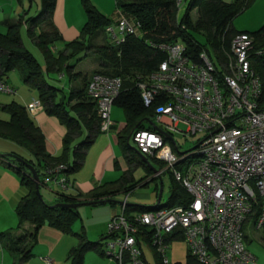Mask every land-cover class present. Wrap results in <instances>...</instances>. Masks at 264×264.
Returning <instances> with one entry per match:
<instances>
[{"label":"built area","instance_id":"1","mask_svg":"<svg viewBox=\"0 0 264 264\" xmlns=\"http://www.w3.org/2000/svg\"><path fill=\"white\" fill-rule=\"evenodd\" d=\"M140 33V23L120 10L105 27L108 41L116 45ZM252 41L246 32L235 34L226 60L214 64L205 50L192 60L181 43L152 44L165 59L152 72L138 76L136 86L145 106L160 100L151 120L172 139L155 129H138L132 135L134 148L162 162L191 200L131 219L123 214V206L114 212L103 247L114 264H147L144 246L169 264L167 238L176 233L182 234L187 251L200 264H256L243 232L251 223L250 228L264 234V107L261 81L249 60ZM121 84L120 77L98 72L87 81L86 93L97 103L101 132L110 133L116 126L110 113ZM16 92L0 78V94ZM38 106L34 101L27 108ZM174 134L200 137L181 150ZM65 168H46L40 184L67 192L72 183L62 172ZM139 225L152 229L149 242L139 234ZM42 259L53 264L49 257Z\"/></svg>","mask_w":264,"mask_h":264},{"label":"trees","instance_id":"2","mask_svg":"<svg viewBox=\"0 0 264 264\" xmlns=\"http://www.w3.org/2000/svg\"><path fill=\"white\" fill-rule=\"evenodd\" d=\"M80 1L86 19L78 36L72 40L65 41L53 22L56 0H41V10L35 16H28L25 12L23 16H19L14 21H7L6 32L0 33V78H4L10 70H16L21 80L36 90L45 113L54 116L66 127L59 154L51 155L46 151L41 130L29 116L26 107L15 101L1 106V109L8 113L9 118L8 120L0 119V135L13 140L29 153L28 158L15 154L35 168L40 182L44 177V170L58 164L66 166L62 172L68 176L78 171L83 164L87 149L96 135L101 133L100 116L96 101L86 93L88 77L81 76V72H73L75 65L70 63V60L74 58L79 60L82 58V56L79 57L81 53H84L85 57L89 50L93 51L97 56L98 68L92 73L98 72L122 79L121 90L114 104L122 108L125 117L124 126L116 133V136L127 169L118 179L96 185L85 195H71L56 190L57 199L54 203L90 200L99 201L98 204L108 203L112 207L121 208L123 206V214L128 219H131L134 214L159 207L188 204L191 200L190 195L175 180L169 170H166L169 174L168 198L162 206L160 202L154 206H147L127 201L121 205L112 201H104L115 199L119 194L131 193L148 176L150 179L144 181L142 185L158 179V175L152 176L154 172L144 163L139 151L130 146V139L136 130L153 129L148 125L149 123L144 122L151 120L155 107L161 103L157 100L151 106H145L136 82L139 80L138 76L152 72L165 59V53L152 45L160 42L183 44L185 55L192 60H198L202 50L208 53L213 64L217 60H226L225 53L230 51L233 35L240 32L234 29L232 20L249 7L253 0H231L229 2L189 0L180 18L177 17L176 0H114L115 10L112 17L101 13L91 0ZM116 10H120L141 25L140 35L127 36L124 42L118 45L108 41L105 35V27L113 22ZM193 10L197 15L195 19L192 18ZM22 24L26 25L28 36L41 50L44 58L43 65L23 45L19 32ZM243 32L248 33L253 39L248 54L251 66L261 81V104L264 107V24L255 31ZM195 34L201 36L204 43ZM101 35L106 38V41L98 44L95 40ZM56 42L63 43L62 49L57 52L52 48ZM207 48H211L212 52ZM64 69L71 80L81 77V85L72 88L67 96L57 100V93L61 89L48 81L47 74L50 72L64 73ZM84 131L86 135L82 141L73 145L74 138L82 135ZM147 158L151 163L156 162L160 168H163L162 162L149 156ZM0 163L12 167L19 176L20 184L27 189V193L14 207L18 221L16 228L0 231V244L14 257V260L25 262L32 257L33 245L31 243H36L38 231L43 225L65 234L73 233L76 236V245L71 247L66 255L69 264H83L84 256L88 251H94L99 256H106L103 245L109 236L108 233L97 241H90L84 228L81 232H72V224L80 216L78 208L51 206L54 203L49 204L39 198L35 193L34 179L23 162H16L11 157L0 155ZM138 165L145 168L146 175L135 180L132 172ZM159 175L161 177L162 173ZM155 191L157 196V183H155ZM251 217L253 218L249 215V218ZM26 222L31 225L30 229L22 228ZM138 229L139 234L146 242H149L152 229L140 225ZM18 230L20 232L17 233ZM176 238L183 239V236L176 233L169 236L167 240L170 242ZM152 254L156 264H164L157 252L152 251ZM187 264L200 263L187 251Z\"/></svg>","mask_w":264,"mask_h":264},{"label":"rangeland","instance_id":"3","mask_svg":"<svg viewBox=\"0 0 264 264\" xmlns=\"http://www.w3.org/2000/svg\"><path fill=\"white\" fill-rule=\"evenodd\" d=\"M91 1L101 13H103L108 17L113 16L115 10L114 0H91ZM188 1L189 0H181V2L179 3L177 9L178 18H180L184 14ZM224 1L229 2L231 0H224ZM41 7H42L41 0H0V33L2 34L6 32L7 21H14L19 16H23L25 12L26 15L28 16H35L41 10ZM66 13L67 16H71L73 21L76 22L77 26L80 27L81 29L86 19L84 10L81 6V1L67 0ZM196 16H197L196 11L193 10L192 18L195 19ZM263 24H264V0H253V2L250 4L249 7H247L244 11L239 13L237 16H235L232 20V26L234 27V29L240 32L255 31ZM19 32L21 35L23 45L35 56V58L39 61V63L43 65L44 58L42 52L35 45L33 40L28 36L26 31V25L22 24L20 26ZM196 36L200 41L204 43V39L201 36L198 35ZM105 41L106 38L102 35L95 40V42L98 44H102ZM62 47H63V43L61 42H56L52 46L53 50L56 52L58 50H61ZM207 49H209V51L212 52L211 48H207ZM83 55L84 53H81L79 55V57L82 56V58L79 60H77L76 58L71 59L70 63H73L75 65L72 70L73 72H81L83 75L86 74V76L88 77L87 79H89L92 74V72L90 71L94 68L95 69L98 68L97 56L94 54L93 51L90 50L86 53L85 57ZM64 71L65 72L62 74H59L57 72H51L47 74L48 81L51 84L61 89L57 93V98H56L57 100L61 99V97L63 96H67L68 92L72 88H77L80 87L81 85V78L78 77L76 79L71 80L68 76L67 71L65 69ZM6 76L8 78V81L11 84H13L16 88L23 90V92L29 90V92L33 93L34 95L37 94L35 89H32V87L28 88L26 83L21 80L16 70L14 69L10 70L9 72H7ZM12 99L14 98H12L11 95L2 94V93L0 94V104L8 103L12 101ZM17 100L21 101L19 99ZM112 107L114 110H116L117 114L116 116L111 114L112 117L111 119L114 120L116 127L121 126L122 124H124V120H125L122 108L116 104H114ZM8 118H9L8 113L0 109V119L7 120ZM144 123L148 124V122L146 121ZM102 133H106V132H102ZM199 137L200 134H197L195 136H190L188 138H185L179 134H174L175 140L181 145V150H186L191 148L197 142ZM130 146L131 147L135 146L132 137L130 139ZM15 153L24 156L26 158L29 157V153L23 147H21L13 140L0 135V155H6V154L17 155ZM118 156H120L119 153ZM151 164L158 171L162 173L161 180L163 184V189L160 199V205L162 206L166 203L168 198L169 174L166 171V169H164V166L163 168H160V166L156 162H153ZM3 167L4 166H2L1 163L0 164V220L3 214L6 213L5 208L7 203L4 197V194L6 193L4 192V187L6 185V182L3 180L1 175L2 170H4ZM8 170L14 173V171L11 168H8ZM115 174H116L115 176L116 178L118 177L120 172L115 171ZM145 175H146V170L143 166L138 165L137 167L134 168L133 176L136 180L143 178ZM149 178L150 176L146 177L145 180H148ZM155 183L159 185V180L156 179V181H149L148 184L146 185H138L133 189L131 193L127 195L124 194L117 195L115 200L118 201L125 200L128 203L154 206L157 201ZM140 184H142V182ZM43 195L44 198L47 199L44 193ZM111 209L112 208L108 203H100L97 205H82L78 207L80 216L73 222L71 227L72 232H81V230L84 228L87 238L90 241L99 240L101 238V235L105 236L108 232L107 222L105 220V217L108 216L107 213L110 212ZM116 211H119V207L116 208ZM110 218L108 219V221L110 220ZM250 226L251 223H248L245 225L243 229L244 235L246 236L245 241L249 240L247 246L251 250V253L256 258L260 259L259 264H264V241L262 239L264 234L261 231H254L252 228H250ZM66 235H68V238H73L75 240V244L77 243V238L75 235H73V233H67ZM31 244L34 246L33 248H31L32 257L29 260L22 263H20V261L18 260L17 264H45L43 260H41V257L45 256V254H43L44 244L40 242H36V243L33 242ZM144 252H145L147 264H156L152 251L148 249L146 246H144ZM165 253H166L165 255L168 258L169 264H174V263L187 264V248L182 238H176L170 241ZM5 254L8 258L7 259L8 263L7 260H3L2 264H12V260L14 257H11V255L7 252ZM89 255L95 256L94 251L86 252L83 264H95V262L88 259ZM18 256L20 257L19 253ZM49 258L51 259V257ZM63 259H67L66 255L63 256ZM105 259L107 260L106 257Z\"/></svg>","mask_w":264,"mask_h":264},{"label":"crops","instance_id":"4","mask_svg":"<svg viewBox=\"0 0 264 264\" xmlns=\"http://www.w3.org/2000/svg\"><path fill=\"white\" fill-rule=\"evenodd\" d=\"M66 12H67V0H56L55 10L53 13V22L56 28L58 29V31L61 33L63 39L65 41H69L78 36L80 27L77 26V23L73 21L71 16L66 15L67 14ZM94 70L95 68L92 69L90 72H93ZM59 74H62V72ZM81 76H83L82 73ZM4 79L8 81L7 76H4ZM8 83L10 82L8 81ZM27 86L28 88L30 87L29 85ZM16 90H17L16 94L11 95V97L14 98L12 99V101L16 100L15 102L20 103L21 105L26 107L29 116L39 127V129L41 130L44 136V144L46 151L51 155L59 154L62 147L63 137L66 134V127L63 124H61L57 120V118L45 113L42 105L40 107H36L33 109L27 108V105L29 103L34 101H39L37 94L34 95L33 93L29 92V90L25 92H23V90L18 88H16ZM17 99L21 101H18ZM2 105L3 104H0V109ZM111 114H113L114 116H116L117 114L116 110H114L113 107L111 108L110 118H112ZM112 121L114 122V120ZM123 126L124 124H122L121 126H117L116 128H113L112 132L110 133L101 132L98 133V135H96L93 143L89 146V148L86 151V155L82 166L78 171L70 174L69 178L71 179L72 184L70 189L67 191V193H70L71 195H85L89 193L92 190V188H94L96 185L106 182H111L118 179L123 173V171L127 169V164L119 149L117 136H116V133L120 131ZM85 135H86V131H84L82 135L76 136L74 138L73 145L82 141ZM118 153L120 154L121 157L118 156ZM2 166H4L3 167L4 170H2L1 175L3 180L6 182V185L4 187V192L6 193L4 194V197L7 203L5 208L6 213L3 214L0 220V231L16 228L18 221L14 212V207L17 204V202L20 200V198L27 193V189L20 184L19 176L16 174L15 170L12 167H9L3 163ZM8 168H11L15 174L10 170H8ZM115 171L120 172V174L116 178H115L116 176ZM154 175H158V173H153L152 176ZM132 176H133V172H132ZM138 185H142V184L139 183ZM40 188H41L42 197L44 198L43 193L47 197V199L44 198L47 203L51 204L56 201L57 188H55L52 185L51 186L41 185ZM117 207L111 206L112 208L111 211L108 212L107 213L108 216L105 217L107 223H108V219L112 217L114 212H116ZM22 228L30 229L31 225L26 222L22 225ZM16 232L18 233L20 232V230ZM262 239L264 241V237H262ZM36 242H40L44 244L43 254H45V256H42L41 260H43L42 259L43 257H51L53 264H69V262H67L68 261L67 259H63V256L67 255L68 250L74 245H76L75 240L73 238H68V235H66L65 233H62L59 230L47 225H43L39 229ZM248 242L249 240L246 241V245ZM247 248L249 249L248 246ZM6 252L9 253L0 244V264H2L3 260L8 259L5 254ZM105 257L107 258V260L105 259ZM88 259L95 262V264H114L112 259L108 258L107 256H99L97 253H95V256L89 255ZM17 261L18 259L17 260L13 259L12 264H17ZM256 261H257L256 264H259L260 259L256 258Z\"/></svg>","mask_w":264,"mask_h":264},{"label":"water","instance_id":"5","mask_svg":"<svg viewBox=\"0 0 264 264\" xmlns=\"http://www.w3.org/2000/svg\"><path fill=\"white\" fill-rule=\"evenodd\" d=\"M147 121H148L149 125L153 129H155L156 131L160 132L162 135H164L168 139H170V140L172 139L170 135L166 134L164 131H162L161 129H159L151 120H147ZM134 149H136V148H134ZM140 156L143 159L144 163L147 166H149L150 169L154 173H158L159 185H158V192H157V201H156V204H155V205H157L160 202L161 194H162V189H163V184H162L161 177L159 175V171L151 164V162L148 160V158L144 154L140 153ZM2 157H11L16 162H23L25 168L30 172L31 177L34 179V182H35V193L37 194V196L39 198H41L44 201V199L42 197V194H41V191H40V180H39V176H38V173L35 170V168L31 164L25 162L23 159H21L20 157L14 155V154H6V155H2ZM104 201L105 202H111L112 201V202H116L117 204H120V205L124 203V201H118V200H115V199H105ZM98 203H99V201L83 200L81 202H73V203H60V202H56V203L52 204L51 206L68 207V208L77 209L78 207H80L82 205H95V204H98Z\"/></svg>","mask_w":264,"mask_h":264}]
</instances>
